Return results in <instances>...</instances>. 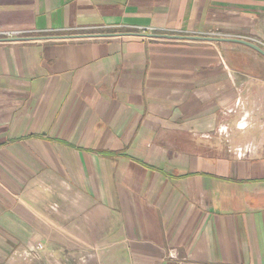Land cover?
<instances>
[{"label": "crops", "instance_id": "0c3cea01", "mask_svg": "<svg viewBox=\"0 0 264 264\" xmlns=\"http://www.w3.org/2000/svg\"><path fill=\"white\" fill-rule=\"evenodd\" d=\"M13 31L0 264H264V57L170 38L264 50V0H0Z\"/></svg>", "mask_w": 264, "mask_h": 264}, {"label": "water", "instance_id": "95a60500", "mask_svg": "<svg viewBox=\"0 0 264 264\" xmlns=\"http://www.w3.org/2000/svg\"><path fill=\"white\" fill-rule=\"evenodd\" d=\"M150 36H155V35H150ZM73 37H87V36H78V35H73V36H60L59 38H73ZM173 39H185V40H197V41H211V42H216V43H222V42H227V43H234V44H241L247 48H250L251 50L253 49L256 51L258 54L264 57V50L260 48L257 44L251 43L249 41H246L244 39H234V38H228V37H199V36H192V37H186V36H177V37H170Z\"/></svg>", "mask_w": 264, "mask_h": 264}, {"label": "built area", "instance_id": "2783aa9c", "mask_svg": "<svg viewBox=\"0 0 264 264\" xmlns=\"http://www.w3.org/2000/svg\"><path fill=\"white\" fill-rule=\"evenodd\" d=\"M22 34L17 31L13 32H0V42H12L14 39L21 37ZM36 250H42L41 245H37V247L31 251V254L33 255V252H36ZM35 254V253H34Z\"/></svg>", "mask_w": 264, "mask_h": 264}]
</instances>
